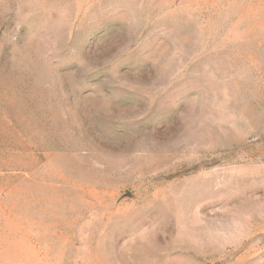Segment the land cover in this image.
Listing matches in <instances>:
<instances>
[{
	"label": "rangeland",
	"instance_id": "rangeland-1",
	"mask_svg": "<svg viewBox=\"0 0 264 264\" xmlns=\"http://www.w3.org/2000/svg\"><path fill=\"white\" fill-rule=\"evenodd\" d=\"M0 264H264V0H0Z\"/></svg>",
	"mask_w": 264,
	"mask_h": 264
}]
</instances>
